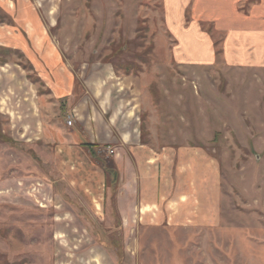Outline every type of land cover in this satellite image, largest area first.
<instances>
[{"label": "rangeland", "instance_id": "rangeland-1", "mask_svg": "<svg viewBox=\"0 0 264 264\" xmlns=\"http://www.w3.org/2000/svg\"><path fill=\"white\" fill-rule=\"evenodd\" d=\"M195 2L0 0V264H264V23L234 16L258 0ZM134 108L119 186L121 142L102 178L66 121L118 138Z\"/></svg>", "mask_w": 264, "mask_h": 264}, {"label": "crops", "instance_id": "crops-1", "mask_svg": "<svg viewBox=\"0 0 264 264\" xmlns=\"http://www.w3.org/2000/svg\"><path fill=\"white\" fill-rule=\"evenodd\" d=\"M233 1L234 2L232 3L231 7L236 9L237 8L236 5H238L239 3L238 2L236 3V0H233ZM246 1L250 2L251 0H246ZM195 3H196L195 0H193V3H192L193 7H194ZM250 5H252L251 6L252 9H250V11L248 13V15L250 14L249 17H245L243 19V15L241 16V15H238V13H237L234 15L236 17L235 19H241L244 21V23H246V22L249 23V21L253 20V22L255 21L256 23H258L257 27H261V25L264 23V0H258L257 5H255V6H257L256 9H253L254 4L251 3ZM198 9L200 10V12L197 13L198 15H200V13L204 12V10L201 7H198ZM224 9L226 11L225 7H224ZM253 10H255V11L253 12ZM204 14H206V13L204 12ZM238 21H240V20H238ZM258 29H259V31H256L255 33H253L254 31L252 32V30H250L249 34L253 33L252 34L253 36L251 35V38L255 40L254 41L255 43H257L259 45H264V30H262V28H258ZM209 44L211 45V41ZM207 47H208V45H207ZM210 47H212V45ZM224 48L226 50V47H224ZM236 52L237 51L235 50V53ZM211 53L213 54L212 51H211ZM258 62H259L258 59L254 60V63H258ZM113 77L115 78V76L113 74L110 75V72L105 71L104 78L108 79L109 83H113V81H114ZM119 79H121V78H119ZM122 79H123L122 83L123 82L129 83L128 90H130V86L134 85V87H131V89L134 88L133 90H134L135 95L136 96L138 95V98H141L142 91H141V84H140L139 78L133 77V76L132 77L126 76V77H123ZM68 88H73V87H72V85L69 84ZM112 90H113V88H111V91ZM111 91H110V94H112ZM91 93L93 94V98H96V99L99 98L100 92L91 91ZM58 96H59L58 99H60V100L61 99L62 100L63 99L68 100L70 97V93L69 92L60 93ZM106 100H107L106 97H104V101H106ZM111 100H112V97L109 98L110 102H111ZM123 102H124V104H123L124 106L126 104H129L130 106L137 105V102L133 101L132 98H130L128 100H124ZM104 106H105V108H107V102L104 103ZM108 107H110V106H108ZM135 108H134L132 114L130 113V114L125 115L124 121L118 127V128H120V129H118L119 130V137L118 138L113 137L112 133L107 134L105 132L103 123L101 121V118L99 117V113L96 110L92 111V114L94 117H95V115L98 116V118L95 117L97 120L94 121L91 126H90V124H88V122L84 124V123H81L80 121H78V123L76 124L75 130L71 129L72 126L66 127V130H69V132H70V136H68V139H67V142H69L68 144L73 145V147L75 148L74 152L76 154H78L81 157L88 159V161L90 162V165L96 163L95 162V161H97V160H95L96 157H99V156L101 157V155H99V154H102L101 148L104 150V153H105V147L106 146H111V144L113 142H121L122 148L119 147V153H118L119 154V160L117 163L118 166L116 165L115 169H114V175H116L118 177L119 186H120V182L123 180V176L127 177V174H129V175L134 174L135 175V172H132L131 169L125 170V167L123 166L124 165L123 161L128 159V164H129L130 163L129 158L134 157L133 153L136 154L135 153L136 151H137V153L141 152V151H139V149H137L138 146L140 147V145L141 146L147 145L146 144L147 141L145 140V138L142 137L139 128L136 127L135 123L133 122V119L131 118L132 116H135L134 115L136 112ZM115 115H118V114H115ZM92 126H93L94 130L91 128ZM88 127H90V133H91L90 136L88 135V130H87ZM94 133H95V135H94ZM129 144H132V145H129ZM136 144H138V145L136 146ZM128 145H129V147H128ZM111 148H112V146H111ZM135 158H137V157H135ZM151 160H153V158ZM150 162L151 161L149 160L147 162V164H150ZM91 168H92V166H91ZM96 168L100 172L102 178L106 177L105 176V175H107L106 171H105L106 170V163H104L103 167L100 166V164H97ZM158 169H159V167L156 166L155 169L152 168L150 171V172L154 171L152 173L153 174L152 177L155 176V178H156L155 183H157L158 179L160 178V177L158 178V175L161 174V177L163 175L162 172L159 174ZM104 184H105V182L103 179V187H104ZM164 186H165V184H164ZM151 188L153 189V186ZM164 196H165V194L160 195L161 198H165ZM155 203L157 204L158 202H155Z\"/></svg>", "mask_w": 264, "mask_h": 264}, {"label": "built area", "instance_id": "built-area-1", "mask_svg": "<svg viewBox=\"0 0 264 264\" xmlns=\"http://www.w3.org/2000/svg\"><path fill=\"white\" fill-rule=\"evenodd\" d=\"M66 125H67L68 127H71V126H72V116H69V117L67 118ZM105 153H106L107 155H112V154L114 153V151H113V149H112L110 146H106V147H105Z\"/></svg>", "mask_w": 264, "mask_h": 264}, {"label": "trees", "instance_id": "trees-1", "mask_svg": "<svg viewBox=\"0 0 264 264\" xmlns=\"http://www.w3.org/2000/svg\"><path fill=\"white\" fill-rule=\"evenodd\" d=\"M108 170H109V168L106 166V170H105V171H106V174H107V175H108ZM104 188H105L104 191L106 192V183L104 184Z\"/></svg>", "mask_w": 264, "mask_h": 264}, {"label": "bare ground", "instance_id": "bare-ground-1", "mask_svg": "<svg viewBox=\"0 0 264 264\" xmlns=\"http://www.w3.org/2000/svg\"><path fill=\"white\" fill-rule=\"evenodd\" d=\"M98 204V203H97ZM99 205H95V207L97 208Z\"/></svg>", "mask_w": 264, "mask_h": 264}]
</instances>
